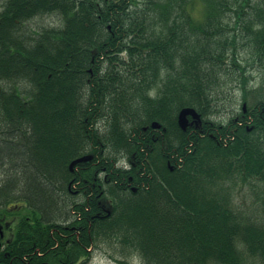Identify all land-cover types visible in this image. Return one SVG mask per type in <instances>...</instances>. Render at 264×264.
<instances>
[{
  "label": "trees",
  "instance_id": "16d2710c",
  "mask_svg": "<svg viewBox=\"0 0 264 264\" xmlns=\"http://www.w3.org/2000/svg\"><path fill=\"white\" fill-rule=\"evenodd\" d=\"M50 13L59 27L20 37L25 21ZM239 46L264 58V0H5L0 218L26 209L41 239L26 248L20 216L0 264L29 251L85 264L104 242L121 264H264V83L249 84ZM20 83L32 87L27 99ZM231 86L246 110L221 120ZM187 106L201 124L182 130ZM75 156L85 157L71 171ZM71 180L93 200L59 203ZM241 182L252 186L245 207L233 197Z\"/></svg>",
  "mask_w": 264,
  "mask_h": 264
},
{
  "label": "rangeland",
  "instance_id": "374dc122",
  "mask_svg": "<svg viewBox=\"0 0 264 264\" xmlns=\"http://www.w3.org/2000/svg\"><path fill=\"white\" fill-rule=\"evenodd\" d=\"M5 0H0V11L4 7ZM195 5V8L193 10V14L196 13L198 15V9L199 6ZM198 8V9H197ZM61 25L60 17L56 13H50V14H39L36 17H33L27 21H25L22 25L23 29L28 30L29 36L35 34V31L40 32L43 27H59ZM242 46H239V50L241 51L239 54V61L241 62V66L246 68V72L249 75L248 79L249 84L253 86V88L259 86L260 84L264 83V58L261 60L257 57L250 58V53L245 51V48ZM236 83V82H235ZM237 84H239L237 82ZM20 89L24 91V89H28L29 85L26 83H20L18 84ZM233 89L231 90V100L229 104L225 105L220 111L219 115H217V118H220L221 120H226L229 115L234 114V112H237L240 107L242 106V93L237 90V86H231ZM226 99L230 97V94L226 93ZM225 99V100H226ZM98 127L104 128L103 122L98 123ZM252 186L250 184L246 183H239L235 187L234 191V200L235 203L239 205V207H245L248 204L251 203V200L253 199L251 197V189ZM254 191L257 189L253 187ZM258 194V193H257ZM22 205V204H21ZM13 205H11L12 207ZM10 207V208H11ZM21 208L20 206H18ZM250 210H253L251 208ZM14 211V208H13ZM257 213V211H255ZM117 247L112 245L109 242H104L96 245L94 248H92L90 252V258L85 264H121L115 259L118 258V252L116 251ZM258 262V259H250L249 264H255ZM260 263V262H259ZM122 264H141L139 258L136 255H128L126 258H124V261ZM248 264V263H247ZM258 264V263H257Z\"/></svg>",
  "mask_w": 264,
  "mask_h": 264
},
{
  "label": "flooded vegetation",
  "instance_id": "af4514ba",
  "mask_svg": "<svg viewBox=\"0 0 264 264\" xmlns=\"http://www.w3.org/2000/svg\"><path fill=\"white\" fill-rule=\"evenodd\" d=\"M137 187V186H134ZM84 192V191H83ZM93 189L91 187V189L89 188V192L87 193V190H85L84 195L83 194H79L78 196H84L86 201H92L93 200ZM97 196V195H96ZM21 213L19 211L15 212L12 211L8 214H5V217L0 218V249L9 246V247H14V245L17 244V234H16V225L19 222V217ZM32 214L27 212V215H25L26 220V227L25 229L27 230H32L35 231L34 229V220L32 219ZM59 223H56V225ZM56 227H54L52 230H55ZM53 232V231H52ZM37 240L40 241V231H37ZM27 235V240L31 241V242H35L36 240L33 238V236H30L29 233H26ZM36 243V242H35ZM56 246H52L49 247L48 249H46V251H41V247L38 246L37 248L35 247V252H37L38 256H43L45 255V253L50 252L51 250L56 251V253L54 252V256L56 258V254L59 253V251L57 252ZM87 250H89L87 248ZM34 252L31 251L30 253H26V255L22 258V260H18L16 261L17 264H58L56 261H54L53 263L50 261V257L48 256V259H41L38 262L34 260ZM15 263V264H16Z\"/></svg>",
  "mask_w": 264,
  "mask_h": 264
},
{
  "label": "bare ground",
  "instance_id": "6f19581e",
  "mask_svg": "<svg viewBox=\"0 0 264 264\" xmlns=\"http://www.w3.org/2000/svg\"><path fill=\"white\" fill-rule=\"evenodd\" d=\"M18 33H19V35H20V37H25L26 35L28 36L29 35V33H28V30H26V29H22V30H20V31H18ZM27 85H29V88L28 89H24V91L23 90H21L20 89V87L19 86H17V88L22 92V96L25 98V99H27L28 98V96H29V94H28V92L30 93V89L32 88L31 87V85L29 84V83H26ZM54 140L56 141V142H59L60 143V140L59 139H57L56 137H54ZM152 153H154V152H152ZM86 156V155H85ZM85 156H75V158H73V160H72V162L70 163V165H69V167H70V169H71V171H73L74 169V166H77V164L79 163V161H81V160H79V159H81V158H84ZM1 175V174H0ZM81 183V180H71L69 183H67V191L69 192V194H67V195H62L61 193H59L58 194V201H59V203L61 202V203H63L64 204V202H66L67 201V199L68 200H73V199H75V198H77L78 199V194H79V192H80V187H79V184ZM55 186V185H54ZM136 188L137 187H134V185H132V187H131V190L132 191H135L136 190ZM127 190L126 189H124V192H126ZM71 194V195H70ZM79 205H80V203H78ZM73 208H75V207H73ZM72 208V209H73ZM78 212V209H74V210H72L71 212H70V215H72V216H75L76 215V213ZM80 215V214H79ZM79 215H77V216H79ZM56 224V223H55ZM58 225V224H57ZM26 233H29L30 234V236H33V238L36 240V241H38L37 240V236H38V234H37V232L36 231H32V230H27V229H23L22 230V232L20 233V239H22V241H23V244L26 246V248L27 249H29L30 250V247H31V245H33V246H35L36 245V243L35 242H31V241H28L27 240V235H26ZM18 242H19V239H18ZM31 251H29L28 253H30ZM59 253H60V251H59ZM58 253V254H59ZM60 255V254H59Z\"/></svg>",
  "mask_w": 264,
  "mask_h": 264
},
{
  "label": "water",
  "instance_id": "95a60500",
  "mask_svg": "<svg viewBox=\"0 0 264 264\" xmlns=\"http://www.w3.org/2000/svg\"><path fill=\"white\" fill-rule=\"evenodd\" d=\"M188 116L192 118V121L189 123ZM177 122L181 129L185 130L188 125L194 124L197 125L200 122L199 114L196 112L194 108L184 107L182 108L177 115ZM153 128H158L159 124L157 122H153L151 124ZM83 158L79 159L82 160Z\"/></svg>",
  "mask_w": 264,
  "mask_h": 264
}]
</instances>
